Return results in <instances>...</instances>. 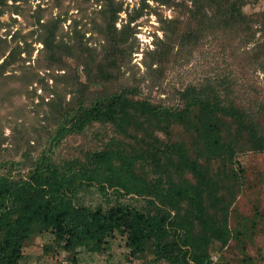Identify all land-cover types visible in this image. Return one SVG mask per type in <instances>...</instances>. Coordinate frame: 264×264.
<instances>
[{
    "label": "trees",
    "instance_id": "1",
    "mask_svg": "<svg viewBox=\"0 0 264 264\" xmlns=\"http://www.w3.org/2000/svg\"><path fill=\"white\" fill-rule=\"evenodd\" d=\"M188 1L189 5L184 4V14L190 27L174 43L180 50L195 46L205 37L206 30L213 37L254 36L256 31L252 32L251 26L256 22L264 32V11L252 15L242 11L248 0ZM104 3L103 14L108 17L104 26L109 25L100 29L101 47L110 55L131 32L126 27L116 30L120 9H113L110 0ZM5 4L6 0H0V6ZM3 13L0 9V16ZM176 20L164 23L165 32L170 25L177 27ZM59 23L61 20L52 23L43 36L46 61L49 66L60 65L63 56L77 58L75 53H78L83 59L81 70L86 83H79L76 78L74 85L78 84L79 91L71 102L58 105L59 129L50 137L52 147L68 134L83 133L93 123L111 124L123 134L132 129L144 132L148 140L142 139L143 151L158 177L152 182L135 177L133 161L114 152L86 153V163L68 160L54 165L50 158L52 150L47 156L43 151L25 176L14 179L12 171L0 176V264L20 263L26 238L22 224L27 219L33 222L32 234L47 231L54 235L53 244L45 247V253L54 249L67 264H78L80 249L99 252L110 244L115 233L126 238L129 257L140 264H213L210 250L226 249L231 240L242 259L230 263L219 257L217 264H253L245 253V241L251 240L255 220L239 218L241 223L238 221V227L233 229L228 223L230 205L242 174L240 168L234 167V156L243 147L264 152L263 129L256 122L259 114L264 113V106L254 113L232 101L224 102L211 83L190 86L178 93L182 103L178 107L135 100L137 91L127 86L87 98L89 85L98 86L110 79L108 68L113 67V62L108 60L109 55L104 61L98 60L96 48L87 47L81 38L57 37ZM171 33L170 38L176 31ZM162 47L150 53L160 65L172 49L170 44ZM4 68L6 61L0 64V70ZM174 127L185 133L187 142L172 141ZM155 131L165 134L167 141L153 137ZM28 155L25 153L24 157ZM116 160L121 161L120 167L114 165ZM101 170L105 175L99 179L96 174ZM95 185L102 194L136 196L145 200L147 206L129 207L118 199L107 210L76 206L78 191ZM215 244L219 248L213 247Z\"/></svg>",
    "mask_w": 264,
    "mask_h": 264
},
{
    "label": "rangeland",
    "instance_id": "2",
    "mask_svg": "<svg viewBox=\"0 0 264 264\" xmlns=\"http://www.w3.org/2000/svg\"><path fill=\"white\" fill-rule=\"evenodd\" d=\"M110 1L113 9H120L116 30L126 27L131 32L110 55L101 47L100 29L109 25L104 26L108 20L103 14L105 0H6L5 6H0L4 11L0 16V64L6 61V68L0 70V176L10 171L14 179L25 176L43 151L47 156L52 150L50 158L54 165L68 160L86 163V153L114 152L133 161L135 177L144 178L146 182L158 177L152 161L143 151L142 139L148 140L144 132L132 129L123 134L111 124L93 123L83 133L68 134L52 147L50 137L59 129L58 105L71 102L79 91L78 84L74 85L76 78L79 83H86L81 70L83 59L78 53H75L77 58L63 56L60 65L49 66L46 61L42 39L51 24L58 20L61 23L57 37L65 40L81 38L87 47L96 48L98 60L104 61L109 55L108 60L113 62V67L108 68L110 79L101 81L98 86L89 85L85 93L87 98L91 94L116 92L127 86L137 91L135 100L178 107L182 104L178 93L190 86L211 83L224 102L232 101L254 113L264 106V32L259 30L256 22L251 26V31H256L254 36L213 37L206 30L205 37L195 46L180 50L174 43L190 27L184 14V4H190L188 0ZM251 1L242 7L246 15L264 11V0ZM170 20H176L177 27L170 25L165 32L164 23ZM171 31H176L172 38L169 37ZM163 44H170L172 49L160 65L150 53L157 47L163 48ZM256 122L264 133V113L259 114ZM171 133L172 141L187 142V136L179 127H174ZM153 137L162 142L168 139L158 131ZM25 153L28 157H24ZM114 165L120 167L121 161H114ZM234 167L240 168L242 174L230 205L228 226L230 229L238 227L239 218L255 220L251 240L245 241V253L253 264H264V152L243 147L235 153ZM104 175L101 170L96 177L100 179ZM117 199L129 207L147 206L145 200L136 196L102 194L96 185L80 189L74 204L91 210L99 207L107 210ZM32 223L27 219L22 224L26 238L19 264H67L60 260L54 249L45 253V247L53 244L54 235L47 231L32 234ZM125 242V237L115 233L110 244L104 245L99 252L80 249L78 264H140L139 260L129 257ZM234 244L231 240L226 249L210 250L213 264L219 262V257L230 263L241 260L243 255ZM213 247L219 248V245Z\"/></svg>",
    "mask_w": 264,
    "mask_h": 264
}]
</instances>
